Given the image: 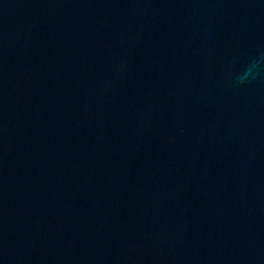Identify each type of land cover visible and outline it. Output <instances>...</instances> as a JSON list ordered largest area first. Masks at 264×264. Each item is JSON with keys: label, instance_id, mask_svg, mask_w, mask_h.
Listing matches in <instances>:
<instances>
[{"label": "water", "instance_id": "water-1", "mask_svg": "<svg viewBox=\"0 0 264 264\" xmlns=\"http://www.w3.org/2000/svg\"><path fill=\"white\" fill-rule=\"evenodd\" d=\"M0 264H264V0H0Z\"/></svg>", "mask_w": 264, "mask_h": 264}]
</instances>
